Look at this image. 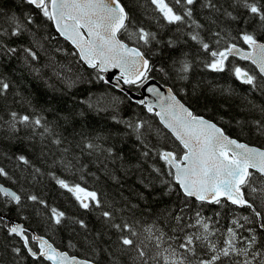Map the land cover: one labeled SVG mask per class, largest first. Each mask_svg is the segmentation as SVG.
<instances>
[{
	"label": "snow or ice",
	"instance_id": "6c2138e0",
	"mask_svg": "<svg viewBox=\"0 0 264 264\" xmlns=\"http://www.w3.org/2000/svg\"><path fill=\"white\" fill-rule=\"evenodd\" d=\"M21 3L29 8L19 17L15 14L8 16L10 30L0 27V35L20 38L31 33L32 38L27 46L21 47H9L0 39V57L22 58L32 71L40 72L35 65L41 59V52L48 53L33 28L36 21L30 10L35 9L45 20L52 22L61 37L71 42L79 60L97 73L98 80L112 83L111 78L105 79L100 74L118 69L114 85L118 90L123 91V86H128L155 97V103L147 98L136 103L158 117L163 129L178 142L175 151L151 144L148 137L153 132L156 136L165 135L161 129H153L143 119L132 121L113 114V122L124 126L123 135L134 136L142 158L154 156L163 162V167L153 165L147 176L139 178L142 190L135 194L141 199L155 195V182L159 181L164 194H175L178 203L175 208L166 209L159 219L144 223L125 211L128 207H137L136 204L128 201L117 207L116 201L108 200L96 189L85 186V166L77 168L78 160L74 162L61 155L53 164H59L65 172L73 175L79 172L80 182L70 181L55 172L48 175L60 189L71 194L80 209L96 214L100 229L93 235L84 219L70 218L65 211L49 205L39 195L29 194L27 201L46 210L44 214L49 225L55 228L68 223L78 225L84 230L83 243L93 252L105 255L107 264H264V146L242 141L246 129L249 135L264 137V106L258 108L259 119L237 120L239 132L233 135L222 124L198 115L190 105L177 98L173 88H168L165 95L150 81L153 71L167 72L163 68L155 69L145 52L153 44H160L161 40L157 32L145 27L134 16L135 11L150 4L167 25L177 26V31L182 27L187 29V40L194 42L205 54V69L216 74L230 72L250 91L264 92V39L258 38L259 34H264V0H224L223 3L220 0H21ZM197 8L207 10L205 18L209 25H217L220 15L231 21L237 28L235 35L224 29L206 27L196 18ZM249 24L255 25L254 30L248 29ZM175 46L176 41L169 39L166 47L175 49ZM233 57L247 61L252 67L234 64L230 59ZM46 67H51L66 85L74 86L80 79L67 76L71 69L58 65L51 56ZM192 69L187 54L177 56L172 65L173 74L179 81H187ZM201 84L204 85L202 90ZM10 87V83L0 76V97L5 96ZM181 91L185 89L181 88ZM208 92L213 98L216 95L224 97L225 103L234 94L233 89L218 87L211 81L206 84L200 81L191 88V94L197 98ZM80 103L87 109L107 110L92 98ZM112 107L115 111L114 101ZM252 107L257 106L253 104ZM79 115L84 116L85 112L81 110ZM223 119L221 117V121ZM0 121H3L0 129L10 134L8 139L18 138L24 130V139L33 145L38 140L41 156L46 154L47 142L57 147L63 144L42 116L10 111L9 118L0 117ZM120 134L119 129L114 133ZM99 139L97 136L96 140ZM83 149H87L89 155L106 153L104 160L109 157L124 159L122 151L115 147L104 148L92 140L85 141ZM61 151L68 153L70 149L65 147ZM15 159L25 169L32 170L33 180L43 175V170L26 155H16ZM101 163L102 170L119 184L120 177L108 169L107 163ZM0 178L12 180L4 167H0ZM204 205H216L220 209L233 206L229 208L228 226L217 227L221 212L215 213L217 219L205 216ZM12 206L19 211L26 205L19 192L0 183V208L11 210ZM240 209H246L248 214L239 213L237 210ZM0 226H6L7 236L22 242V248L13 247L12 252L17 256L26 252L37 264H97L95 259H78L58 250L43 236L29 235L25 226L9 223L3 214H0ZM101 242H105L104 247L100 246ZM69 243L70 247L75 246Z\"/></svg>",
	"mask_w": 264,
	"mask_h": 264
},
{
	"label": "trees",
	"instance_id": "16d2710c",
	"mask_svg": "<svg viewBox=\"0 0 264 264\" xmlns=\"http://www.w3.org/2000/svg\"><path fill=\"white\" fill-rule=\"evenodd\" d=\"M220 2L223 3L224 0H220ZM28 8L29 6L21 3V0H0V27L10 30L7 17L13 14L19 17ZM30 12L36 21L33 28L37 36L42 39L48 55L41 52V59L35 65L40 68L39 73L26 66L22 62V58L0 57V76H3L11 85L8 93L0 97V117L7 120L10 111L42 116L53 131L60 136L63 144L57 147L47 142V147L44 148L46 154L41 156L39 141L37 140L33 145L32 142L24 139V130L19 133L18 138L10 140L8 139L10 134L0 129V167H4L12 177V180L0 178V183L19 192L22 196V203L26 205L19 211L15 206H12L11 210L0 208V214L13 222L22 223L30 231L45 237L60 251H66L69 255L80 259H95L97 264H107L105 255L93 252L83 243V229L71 223L60 228L50 226L44 214L46 210L27 201V196L37 194L49 205L65 211L68 217L84 219L93 235L100 229L96 214H90L80 209L71 194L60 189L48 175L49 172H55L70 181L80 182L79 172L73 175L65 172L59 164H53L61 155H66L74 162L78 160L77 168H80L81 165L85 166V186L96 189L108 200L116 201L117 207L125 205L128 201L136 204L135 208H126V213L141 219L144 223H150L159 219L166 209L175 208L178 197L175 194H164L159 181L155 182V195L141 199L135 194L142 190L139 178L142 175L147 176L153 165L163 167V162L154 156L150 159L142 158L136 147L134 136H124V126L116 125L111 117L113 114H118L119 117L126 120L143 119L148 121L153 129H161L164 136H156L153 132L148 137L149 143L158 147L167 146L170 150L175 151L177 143L159 125L153 114L145 112L143 106L132 103L126 96L98 80L97 73L86 68L70 45L55 33L50 21L45 20L35 9H31ZM206 13V9L197 8L196 18L206 27H211L214 30L224 29L225 32L230 31L235 35L237 28L231 21L220 15L217 17V25H209L205 18ZM27 14L25 13V15ZM134 16L145 27L157 32L158 38L161 40L160 44H153L150 48L145 49L146 55L155 69L163 68L167 72L165 74L159 70L153 71L151 76L154 80L168 88H173L178 99L190 105L198 115L222 124L229 134L235 135L239 132L237 120L250 121L260 118L258 108L264 106V92L250 91L248 86L236 81L230 72L216 74L205 69L203 67L205 54L194 42L187 40L186 28L182 27L180 31H177V26L167 25L159 18V13L153 11L150 4H145L143 8L135 11ZM157 19H159V23H157ZM161 25L163 26L161 27ZM247 27L251 31L254 30L255 25L249 24ZM31 38V33L20 38L0 35V39L9 47L27 46ZM258 38L264 39V34H259ZM169 39L176 41L175 49L166 47ZM184 54H187V57L192 61L193 69L187 81H179L173 74L172 65L177 56ZM49 56L58 65L71 69L66 75L73 79L79 77V81L74 86L66 85L54 74L51 67H46L49 63ZM230 59L241 67H252L249 63L237 58ZM200 81L205 84L211 81L218 87L231 88L234 94L227 100V103H225V98L220 95L213 98L211 92L197 98L191 94V88ZM124 87L133 92L138 90L128 86ZM203 87L204 85L201 84V90ZM181 88H184L185 91H181ZM89 98H92L94 102L98 101L99 106L107 110L87 109L80 103L81 100L86 101ZM113 101L115 102V111L112 107ZM253 104L257 107L253 108ZM81 110L85 112L84 116L79 115ZM221 117L224 118L223 121H221ZM2 122L0 121V123ZM117 129L121 133L119 136L114 135ZM97 136L100 137L99 140H96ZM87 140L99 143L104 148L115 147L118 151H122L124 159L113 160L109 157L104 160L106 153L103 152L89 155L87 149H83V144ZM120 140L124 142L120 143ZM242 141L257 147L264 146V137H258L255 134L249 135L247 129ZM65 147L70 149L68 153H62L61 149ZM20 154L26 155L33 164L40 167L43 170V175L33 180L32 170L25 169V166L20 165L15 159V156ZM101 161L107 163L108 169L120 177L119 184L110 179L108 173L102 170ZM89 173L94 175H89ZM96 177L99 179L97 180ZM230 207L233 206L229 205L220 209L216 205H204L203 213L205 216L217 219L215 213L220 211L221 216L218 218L220 223L217 227H227L231 218ZM237 211L245 215L248 214L246 209ZM69 242L75 246L70 247ZM100 246L104 247L105 242H101ZM13 247L22 248V244L18 238L7 236L6 226H0V264H37L26 252H22L21 256L14 254Z\"/></svg>",
	"mask_w": 264,
	"mask_h": 264
},
{
	"label": "water",
	"instance_id": "95a60500",
	"mask_svg": "<svg viewBox=\"0 0 264 264\" xmlns=\"http://www.w3.org/2000/svg\"><path fill=\"white\" fill-rule=\"evenodd\" d=\"M51 25H52V27H53V29H54V31H55V28H54V25L52 24V22H51ZM55 33L62 39V40H64L65 42H67L69 45H70V47L75 51V53H76V50H75V48H74V46L71 44V42L70 41H67V40H65L63 37H61L56 31H55ZM77 56H78V54H77ZM237 59H239V58H237ZM240 60V59H239ZM242 61V60H241ZM82 62V61H81ZM244 62H247V61H244ZM83 63V62H82ZM248 63V62H247ZM83 65L86 67V68H88L87 67V65H85L84 63H83ZM88 69H90V68H88ZM100 75H103L104 77H105V79H109V78H111L112 79V83H110V84H106V83H104L103 81V83L104 84H106V85H108V86H110V87H112L114 90H116V91H118V92H120L121 94H123L124 96H126L132 103H134V104H137L136 103V101L137 100H139V99H142V98H147L148 100H151V101H153V103H155L156 101H155V97H153L150 93H147V92H145V91H143V90H141V89H138L137 90V92H133V91H131V90H129L128 88H126V87H124L123 86V88H124V90L123 91H121V90H118L114 85H115V77L116 76H118L119 75V70L118 69H110L109 70V72H107V73H101ZM150 83L151 84H154L155 86H157L160 90H161V92H163L165 95H167V89H168V87H166V86H164V85H162V84H160L159 82H157L156 80H154V79H152L151 81H150ZM138 106H141V105H139V104H137ZM144 108V107H143ZM144 110H145V112L147 113V114H152V113H148L147 111H146V109L144 108ZM156 111H158L159 109L157 108V109H155ZM154 115V114H153ZM154 117H155V119H156V121L159 123V125L163 128V126L160 124V122H159V118L158 117H156L155 115H154ZM166 132H167V130L166 129H164ZM168 133V132H167ZM170 136H171V134L170 133H168ZM173 138V137H172ZM174 139V138H173ZM177 144H178V142H176ZM7 219V221L9 222V223H19V222H13L12 220H10V219H8V218H6ZM20 224H22V223H20ZM23 225V224H22ZM24 226V225H23ZM29 230V229H28ZM32 234H36V233H34V232H32V231H30L29 230V235H32ZM37 235V234H36ZM21 244H22V242H21ZM78 258V257H77ZM78 259H80V258H78Z\"/></svg>",
	"mask_w": 264,
	"mask_h": 264
}]
</instances>
